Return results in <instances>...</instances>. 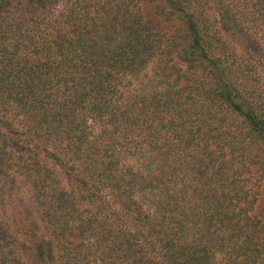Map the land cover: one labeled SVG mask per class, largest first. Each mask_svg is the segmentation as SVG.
Returning a JSON list of instances; mask_svg holds the SVG:
<instances>
[{"label":"trees","instance_id":"trees-1","mask_svg":"<svg viewBox=\"0 0 264 264\" xmlns=\"http://www.w3.org/2000/svg\"><path fill=\"white\" fill-rule=\"evenodd\" d=\"M0 264H264V0H0Z\"/></svg>","mask_w":264,"mask_h":264},{"label":"rangeland","instance_id":"rangeland-1","mask_svg":"<svg viewBox=\"0 0 264 264\" xmlns=\"http://www.w3.org/2000/svg\"><path fill=\"white\" fill-rule=\"evenodd\" d=\"M22 146L18 145L15 146V149L17 150H21ZM24 193L20 192L19 194H14L11 198H9V200H7V203L2 204V206L4 205V207L7 209L6 211L3 212V215H9L11 216V219H9V221H11V224L13 226H17V222L15 220H13L14 217L20 218V217H24V215L27 217V219H33L35 220L36 217L33 214V212L31 213V209L27 204V201L23 200L24 198ZM5 198H2L1 201H3ZM26 213L28 215H26ZM22 237V236H21ZM23 238V237H22ZM31 254H30V258L33 259V249H31Z\"/></svg>","mask_w":264,"mask_h":264}]
</instances>
